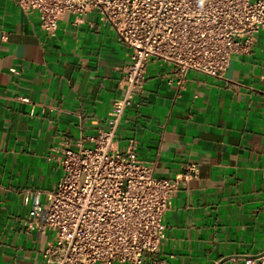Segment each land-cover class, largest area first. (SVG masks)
Here are the masks:
<instances>
[{
	"label": "crops",
	"instance_id": "crops-1",
	"mask_svg": "<svg viewBox=\"0 0 264 264\" xmlns=\"http://www.w3.org/2000/svg\"><path fill=\"white\" fill-rule=\"evenodd\" d=\"M129 53L98 11L66 13L48 38L37 14L0 0V264H45L50 234L30 230L31 200L54 189L65 150L92 148L109 128ZM116 140L158 178L198 169L164 216L157 264H243L264 253V31L221 78L190 71L180 88L171 64L150 61Z\"/></svg>",
	"mask_w": 264,
	"mask_h": 264
},
{
	"label": "built area",
	"instance_id": "built-area-1",
	"mask_svg": "<svg viewBox=\"0 0 264 264\" xmlns=\"http://www.w3.org/2000/svg\"><path fill=\"white\" fill-rule=\"evenodd\" d=\"M37 14L48 38L66 14L98 11L130 50L106 131L89 138L92 148L63 152L62 176L45 202L31 201L29 228L50 234L45 264H146L165 238L163 219L182 180L158 178L131 145L120 152L117 132L127 108L144 92L150 61L173 66L178 87L187 73L224 76L233 56H248L264 31V0H15ZM6 40V36L4 37ZM24 103L29 99L23 98ZM29 199L26 200V203ZM243 264H264V254Z\"/></svg>",
	"mask_w": 264,
	"mask_h": 264
},
{
	"label": "water",
	"instance_id": "water-1",
	"mask_svg": "<svg viewBox=\"0 0 264 264\" xmlns=\"http://www.w3.org/2000/svg\"><path fill=\"white\" fill-rule=\"evenodd\" d=\"M264 254V253H263ZM262 255V254H261ZM261 255H259V256H256V257H249V258H258V257H260Z\"/></svg>",
	"mask_w": 264,
	"mask_h": 264
}]
</instances>
